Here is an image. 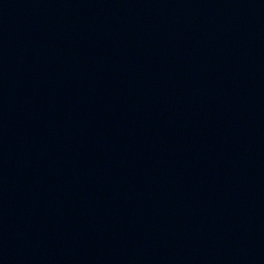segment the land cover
<instances>
[{
    "label": "water",
    "instance_id": "obj_1",
    "mask_svg": "<svg viewBox=\"0 0 264 264\" xmlns=\"http://www.w3.org/2000/svg\"><path fill=\"white\" fill-rule=\"evenodd\" d=\"M0 264H264V0H0Z\"/></svg>",
    "mask_w": 264,
    "mask_h": 264
}]
</instances>
